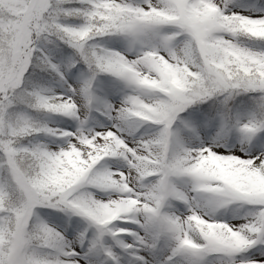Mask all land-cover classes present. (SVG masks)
I'll use <instances>...</instances> for the list:
<instances>
[{"label": "snow or ice", "instance_id": "obj_1", "mask_svg": "<svg viewBox=\"0 0 264 264\" xmlns=\"http://www.w3.org/2000/svg\"><path fill=\"white\" fill-rule=\"evenodd\" d=\"M0 264H264V0H0Z\"/></svg>", "mask_w": 264, "mask_h": 264}]
</instances>
